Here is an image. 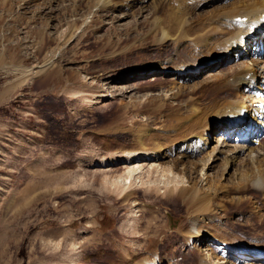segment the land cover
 <instances>
[{"label":"rangeland","instance_id":"rangeland-1","mask_svg":"<svg viewBox=\"0 0 264 264\" xmlns=\"http://www.w3.org/2000/svg\"><path fill=\"white\" fill-rule=\"evenodd\" d=\"M3 1L0 0V264H126L135 254L145 257L152 253L160 260L173 261L160 245L165 237L176 234L186 214L138 199L136 202L148 213L140 218L144 223L141 231L147 237L146 242H130L131 239L122 237L134 223L131 221L135 218L137 223L139 219L133 213L134 199L124 202L123 195L115 193L104 196L105 188L112 187L109 183L104 187L101 182L104 175L116 179L126 171L124 164L116 162L123 134H112L113 126H109L121 123L119 107L133 99L145 101L156 97L168 101V87L175 81L172 70L165 73L153 70L144 75L133 71L148 62L145 58H154L155 46L148 42L145 52L119 60L107 59L110 50L104 49V42L115 41V34L122 40H130L144 32L146 26L141 29L135 24L149 16L151 6L142 13L140 4L129 11H99L96 4L87 0ZM223 5L224 1L206 2L194 13L204 15ZM92 14L100 18L93 30L81 23L86 20L90 24ZM69 25L80 31H72V36L67 30ZM133 25L141 31H133ZM160 53L164 57L165 49ZM214 59L199 71L188 72L192 79L186 87L197 83L200 87L195 89L207 88L216 81L214 77L225 79L236 68V61L228 55ZM24 69L32 70L33 77L29 80L23 78ZM43 69L44 72L40 71ZM54 72L58 74L53 77ZM260 83H256V88L264 87ZM132 84V89L125 90ZM72 92L109 96L103 103L83 108L78 99L84 96H74ZM132 118L129 111L122 121L124 127H132ZM209 130L211 149L216 146V135L220 132L213 127ZM261 140L264 146V138ZM101 153L108 162L92 166V157ZM145 162L139 163L144 170ZM235 168L232 166L225 173L227 183L231 177L235 179ZM220 169L221 163L217 162L206 176L215 175ZM204 174L205 170L201 171L198 165L193 177L199 182L205 179ZM146 178L134 181L130 191L148 187L158 188L159 195L165 191L166 180L155 182V177ZM233 189L230 197L243 199L238 205L228 204L226 215L219 213L225 216L223 236L236 247L245 244L264 249V196L255 190L239 194ZM251 202H255V207ZM152 216L156 217L153 222L159 229L156 235L144 227ZM174 250L186 252L183 264H198L199 255L205 256L208 249H201L199 254L189 253L182 244ZM262 252L259 250L254 256L264 255ZM248 262L240 259L237 264Z\"/></svg>","mask_w":264,"mask_h":264},{"label":"bare ground","instance_id":"bare-ground-1","mask_svg":"<svg viewBox=\"0 0 264 264\" xmlns=\"http://www.w3.org/2000/svg\"><path fill=\"white\" fill-rule=\"evenodd\" d=\"M129 1L134 3L131 4ZM211 1L214 3L224 1V5L204 15L199 16L194 13L199 5ZM87 2L96 4L95 9L99 11L106 9L129 11L135 4H140V11L143 13V10L150 5L149 16L135 24L141 29L146 26V30L140 34L141 30L139 29L138 32V26L133 25V31L139 35L130 40L129 38L122 40L114 33L115 41L104 42V49L110 50L109 54L104 53L109 60H119L122 57L145 52L148 43L154 44L156 52L154 58L150 56L145 58L148 62L133 71L145 74L153 70L162 73L172 70L175 77L174 83L167 90L170 93L168 101L150 97L145 101L133 99L128 103H122L119 107L120 115L123 116L121 123L109 124L113 126L112 134L115 132L123 134L119 151L116 153L119 158H115H118L117 164L126 166V171L116 179L107 175L102 176L101 182L104 187L108 186L106 183H109V187H114V190L105 188L107 192L104 196L111 197L115 193L123 195L124 202L129 198L134 199L133 213L135 217L137 214L139 217L137 223L135 218L131 221L135 224L125 230L122 238L131 239L130 242L134 240L146 242L147 233L141 231L144 223L140 218L143 219L148 213L141 209V205L136 202L138 199L141 202L153 201L173 213L183 211L186 214V219L176 234L165 237L160 245L166 251L165 255L173 261L160 260L154 253L146 254L145 257L142 254L139 257L135 254L126 260V264H174V262L183 264V256L186 252L180 254L174 250L182 244L188 247L189 253L196 251L199 254L201 249H208L205 256L203 253L199 255L198 264H237L240 259L249 260V264H264V255L254 256L259 250L264 252V249L245 246V244L236 247L226 240L223 236L222 219L225 216H219V213L226 215L228 204L235 206L243 199L242 196L237 199L231 198L232 188H234L233 192L239 194L255 190L264 196V146L261 144L262 140L256 138L264 131L263 79L260 83L263 88H256L259 78L256 73L260 71L264 74V62L259 63V60L252 59L250 63L244 61L238 63L239 58L246 57L250 53L251 44L259 37L256 30L264 27V18H262L264 0H87ZM125 14L122 16H126ZM94 16L95 14H92L93 19L90 24H87L86 20L81 22L83 26L95 29V22L100 18ZM67 30L74 36L72 31L77 33L79 28L69 25ZM163 49H165L164 57L160 53ZM255 54L260 56L263 53L258 50ZM222 55H228L236 61V68L229 72L227 78L214 77L216 81L201 90L195 89L200 87L197 83L193 87H186L187 82L192 79L188 72L199 71L203 65L209 63L207 61ZM203 62L207 63L201 64ZM0 64H2L1 60ZM44 70L40 71L44 72ZM31 71L26 69L23 78L29 80L33 77ZM57 74L54 72L53 77ZM133 87V84L129 85L125 90ZM71 94L84 96L78 99L80 107L83 108L103 103L109 96L108 93L87 95V93L72 92ZM129 111L133 115V121L131 120L133 123L132 127L126 128L122 121ZM241 117L250 122L249 127H247L248 122L238 124ZM209 127L217 128L218 130L215 131L220 132L216 146L211 149L208 145ZM234 139L236 145L231 146ZM179 141H181L180 145ZM244 143L258 146L259 149L242 145ZM196 157L200 158L199 162L194 160ZM145 161L147 165L144 170L139 163ZM105 162H108V158L102 153L94 155L91 159V165L95 167H100ZM217 162L221 163L220 171L215 175L206 176V172L214 169ZM198 165L201 166V171L205 170V179L199 182L193 177ZM238 165L241 168L237 169ZM232 166L236 167L235 179L231 177L230 183H227L225 173ZM143 177L148 179L155 177V182L166 180L165 191L160 195L158 188L148 187L130 191L134 181L141 182ZM250 205L255 207V202H251ZM155 219L156 217L152 216L151 221L148 220L144 226L153 235L159 231L158 226L153 222ZM220 232L222 235L219 234ZM112 239L115 240V236L112 235ZM206 242L208 247H205ZM239 252L249 254L240 255ZM263 252L260 254H264ZM203 258L207 260L204 261Z\"/></svg>","mask_w":264,"mask_h":264}]
</instances>
